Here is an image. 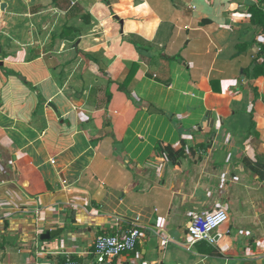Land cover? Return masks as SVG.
Here are the masks:
<instances>
[{
  "label": "crops",
  "instance_id": "0c3cea01",
  "mask_svg": "<svg viewBox=\"0 0 264 264\" xmlns=\"http://www.w3.org/2000/svg\"><path fill=\"white\" fill-rule=\"evenodd\" d=\"M253 8L264 0H0V264L88 261L130 222L136 249L105 264H264ZM218 208L214 243L187 248L192 217Z\"/></svg>",
  "mask_w": 264,
  "mask_h": 264
},
{
  "label": "built area",
  "instance_id": "2783aa9c",
  "mask_svg": "<svg viewBox=\"0 0 264 264\" xmlns=\"http://www.w3.org/2000/svg\"><path fill=\"white\" fill-rule=\"evenodd\" d=\"M262 10L264 11V9ZM262 65L264 68V51ZM227 220L228 215L222 208L194 215L187 225V248L200 242L213 244V234L224 225ZM142 236L143 234L140 227L135 222H130L128 223V228L121 233L98 236L91 252L92 259L82 262L67 257L59 264H105L122 254L133 252Z\"/></svg>",
  "mask_w": 264,
  "mask_h": 264
},
{
  "label": "trees",
  "instance_id": "16d2710c",
  "mask_svg": "<svg viewBox=\"0 0 264 264\" xmlns=\"http://www.w3.org/2000/svg\"><path fill=\"white\" fill-rule=\"evenodd\" d=\"M251 13V21L253 22V24L255 25H260L262 27H264V11L262 9L259 8H253L250 11ZM210 140L207 142H197L196 143V147L198 149H202L205 150L210 146ZM158 150L159 153L166 159L169 161H174L178 158H182L184 156V145L181 144L180 148H173L172 146L168 145L167 143H163V142H159L158 143Z\"/></svg>",
  "mask_w": 264,
  "mask_h": 264
},
{
  "label": "water",
  "instance_id": "95a60500",
  "mask_svg": "<svg viewBox=\"0 0 264 264\" xmlns=\"http://www.w3.org/2000/svg\"><path fill=\"white\" fill-rule=\"evenodd\" d=\"M49 106L52 107V109L55 110V108L53 107V105L49 104ZM60 232H61L60 230L58 232L57 231L56 232L55 231L54 232H46L45 234H43L41 236V239L42 240H48V239H50L52 237H55Z\"/></svg>",
  "mask_w": 264,
  "mask_h": 264
},
{
  "label": "rangeland",
  "instance_id": "374dc122",
  "mask_svg": "<svg viewBox=\"0 0 264 264\" xmlns=\"http://www.w3.org/2000/svg\"><path fill=\"white\" fill-rule=\"evenodd\" d=\"M54 1H56V0H54Z\"/></svg>",
  "mask_w": 264,
  "mask_h": 264
}]
</instances>
